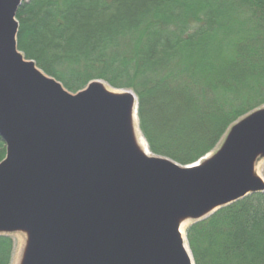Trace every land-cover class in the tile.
I'll return each instance as SVG.
<instances>
[{"label":"water","instance_id":"95a60500","mask_svg":"<svg viewBox=\"0 0 264 264\" xmlns=\"http://www.w3.org/2000/svg\"><path fill=\"white\" fill-rule=\"evenodd\" d=\"M22 3L0 0V235H26L20 264H195L181 225L264 193V108L198 163L148 156L135 93H71L19 51Z\"/></svg>","mask_w":264,"mask_h":264},{"label":"trees","instance_id":"16d2710c","mask_svg":"<svg viewBox=\"0 0 264 264\" xmlns=\"http://www.w3.org/2000/svg\"><path fill=\"white\" fill-rule=\"evenodd\" d=\"M16 18L19 51L69 92L100 80L135 93L150 151L180 165L264 106V0H23ZM186 237L195 264H264V193ZM13 248L0 235V264Z\"/></svg>","mask_w":264,"mask_h":264},{"label":"rangeland","instance_id":"374dc122","mask_svg":"<svg viewBox=\"0 0 264 264\" xmlns=\"http://www.w3.org/2000/svg\"><path fill=\"white\" fill-rule=\"evenodd\" d=\"M24 55V54H23ZM25 56V55H24ZM96 81V80H95ZM104 84H105V86L109 89V90H112V91H114V92H120V91H122V90H117V89H114V88H112L111 86H109L107 83H105L104 81H102ZM86 87V86H85ZM84 87V88H85ZM131 91V90H130ZM261 108H264V106L263 107H261ZM261 108H259V109H261ZM258 110V109H257ZM256 111V110H255ZM254 112V111H253ZM252 113V112H251ZM247 116V115H246ZM245 117V116H244ZM242 119V118H241ZM241 119H239L238 121H240ZM237 121V122H238ZM138 122H139V119H138ZM234 124H236V123H234ZM233 124V125H234ZM232 125V126H233ZM231 126V127H232ZM230 127V128H231ZM230 128L227 130V132L224 134V136L222 137V139L220 140V142H219V144L216 146V148L212 151V152H210V153H208L206 156H204L203 158H201L199 161H202L204 158H206V157H209V156H211V155H213V154H215L217 151H218V149H220V147L222 146V144L224 143V141H225V138H226V135H227V133H228V131L230 130ZM138 130L140 131V133L143 135V133H142V131H141V129H140V124L138 125ZM143 137H144V135H143ZM144 139H145V137H144ZM146 140V139H145ZM147 142V141H146ZM148 144V143H147ZM149 146V145H148ZM199 161H197L196 163H198ZM193 164H195V163H193ZM255 169H256V173L260 176V177H263L264 176V158H261V159H259L258 161H257V163H256V167H255ZM209 218V217H208ZM207 219V218H206ZM202 221V220H201ZM199 222V221H198ZM186 223V227H185V235H186V232H187V230H188V228L191 226V225H193V223H195V222H193V221H186L185 222ZM11 238H12V240H13V243H14V248H13V253H12V258H11V264H20V261H21V258H22V255H23V251H24V248H25V245H26V241H27V237H26V235L25 234H23V233H14V234H11V235H9ZM188 241V240H187ZM189 244V243H188ZM190 248V247H189Z\"/></svg>","mask_w":264,"mask_h":264},{"label":"bare ground","instance_id":"6f19581e","mask_svg":"<svg viewBox=\"0 0 264 264\" xmlns=\"http://www.w3.org/2000/svg\"><path fill=\"white\" fill-rule=\"evenodd\" d=\"M136 135H137V143L140 147V149L148 156H151V151L149 149V146L146 142V140L144 139L143 135L140 133V131L136 130ZM185 227H186V223H183L181 225V233L183 235V238H185Z\"/></svg>","mask_w":264,"mask_h":264}]
</instances>
